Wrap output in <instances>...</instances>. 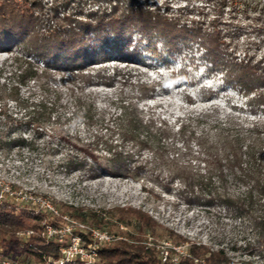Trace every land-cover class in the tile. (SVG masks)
<instances>
[{
    "label": "trees",
    "instance_id": "16d2710c",
    "mask_svg": "<svg viewBox=\"0 0 264 264\" xmlns=\"http://www.w3.org/2000/svg\"><path fill=\"white\" fill-rule=\"evenodd\" d=\"M215 1L218 11H213V17L197 11L200 17L193 18L192 9L179 8L173 14L165 8L160 12L139 0H52L49 5L42 0H0V53L8 54L0 62V152L15 147L34 152V140L53 137L54 133H46V126L60 124L63 118L58 97H50V92H55L50 87L53 69L83 72L85 66L107 60L109 48L126 61L135 57L126 49L134 34L149 43L161 40L169 52L195 42L210 68L222 72L225 83L251 94L249 112L255 116L259 111L261 119L242 121L210 111L190 113L171 127L153 113L144 115L137 101L149 98L151 91L142 88L135 101L122 104L105 125L104 113L88 98L78 102L71 116L95 131L86 144H80L76 134L72 137L74 143L61 167L67 173L85 172L88 179L101 172L117 178L139 177L148 164L154 166V172L162 168L165 171L159 170L154 178H161L163 183L157 184L166 193L174 188L186 205L217 208L239 220L252 238L243 250L264 263V92L259 91L264 88V55L256 59L247 50L242 58L227 53L232 42L229 26L221 21L227 3ZM257 31L264 40V27ZM79 76L90 81L92 75ZM56 139L51 148L54 153L63 140L60 136ZM145 153L151 161L143 159ZM117 211L132 216L145 228L156 226L150 215L138 209ZM47 214L51 213H34L30 207L2 202L0 241L12 245L16 233L32 231L27 242L32 250L19 253L23 261L43 262L45 257L55 256L58 245L41 236V223L57 226L60 218L49 219ZM170 236L180 243L186 241ZM127 237L115 246L99 248V260L104 264H162L142 237ZM179 264H231V260L222 248L193 243Z\"/></svg>",
    "mask_w": 264,
    "mask_h": 264
},
{
    "label": "rangeland",
    "instance_id": "374dc122",
    "mask_svg": "<svg viewBox=\"0 0 264 264\" xmlns=\"http://www.w3.org/2000/svg\"><path fill=\"white\" fill-rule=\"evenodd\" d=\"M51 1L42 0L48 5ZM224 1L227 6L222 8L221 21L229 26L228 36L232 42L227 53L242 58L243 51L247 50L248 54L258 59L264 55L263 36L257 31L259 27H264V0ZM139 2L150 9L159 8L160 12L167 8L173 14L177 9L186 7L193 10V18L200 17L197 11H202L203 15L210 18L213 17V11H218L215 0ZM178 48L169 52L161 40L149 43L134 34L126 49L128 53H134L135 57L126 61L119 59L118 54L115 51L112 53L109 48L106 50L109 51L107 60L100 59L97 64L87 65L83 72L71 73L62 67L53 69L50 87L55 92H50V97H58V112L63 118L60 124L46 126V133L49 136L54 133L53 137L45 136L33 141L36 148L34 152L28 151L26 147L0 152L1 203L10 201L21 208L30 207L34 213H46L43 205L49 204L56 214L47 216L49 219H53V216L60 218L58 225H64L61 217L65 216L88 228L107 233L111 241L99 248L115 246L117 241L127 239V235L142 237L144 244L155 250L158 262L159 252H170L176 248L180 259L194 243L211 249L222 248L231 264H264L258 256H251L243 250L252 238L239 220L226 216L217 208L186 205L176 196L174 188L170 194L166 193L157 184L163 183L161 178H154L159 170L165 171L162 168L154 172V166L148 164L139 177L117 178L101 172L95 178L88 179L85 172L67 173L61 167L70 153L69 145L74 143L72 137L76 134L80 144H86L90 134L95 131L85 128L71 116L78 102L88 98L99 112L104 113L105 125L119 113L122 104L135 101L142 88L151 91L149 98L137 101L144 115L153 113L155 118L171 127L190 113L210 111H216L220 117L232 115L242 121L262 118L259 111L255 116L249 112L247 100L251 94L246 95L239 86L225 83L222 72L210 68L202 55V49L195 42ZM7 56L6 53H0V62ZM80 73L91 74L90 81L80 78ZM259 91L264 92V88ZM25 136L29 138L30 134L25 133ZM58 136L63 140L58 145L59 151L54 153L51 148L57 144ZM100 154L101 151L95 152V155ZM150 157L145 153L143 159L151 161ZM162 178H165L164 174ZM65 206L81 211L68 210ZM129 207L150 215L156 226L145 228L132 216L121 215L117 211ZM60 214L63 215L60 217ZM27 232L16 233L12 245L0 241L3 250L18 253V264H24L19 253L32 250L31 243H27L29 237L19 236ZM170 233L186 241L180 243ZM232 247L239 249L232 251ZM98 264L104 263L98 260Z\"/></svg>",
    "mask_w": 264,
    "mask_h": 264
},
{
    "label": "built area",
    "instance_id": "2783aa9c",
    "mask_svg": "<svg viewBox=\"0 0 264 264\" xmlns=\"http://www.w3.org/2000/svg\"><path fill=\"white\" fill-rule=\"evenodd\" d=\"M0 196V203H1ZM46 211L56 214V211L49 204L43 205ZM64 225L52 226L48 223L42 225L41 236L46 241L58 245V252L55 256L45 257L43 262L25 261L24 264H98V249L101 245L111 241L107 233L99 229L88 228L65 216L61 217ZM32 231L20 234L22 238L32 235ZM82 236L86 237L84 239ZM27 239V238H26ZM176 248L170 252H159L160 262L179 264V257ZM182 255V253H180ZM18 256H11L0 247V264H18Z\"/></svg>",
    "mask_w": 264,
    "mask_h": 264
}]
</instances>
